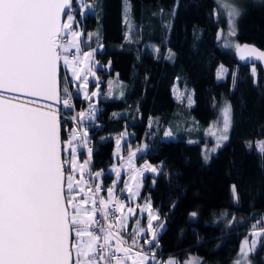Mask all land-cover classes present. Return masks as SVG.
<instances>
[{
  "label": "trees",
  "instance_id": "1",
  "mask_svg": "<svg viewBox=\"0 0 264 264\" xmlns=\"http://www.w3.org/2000/svg\"><path fill=\"white\" fill-rule=\"evenodd\" d=\"M234 1L240 6L234 39L264 50V0ZM97 3V13L80 17L75 11L84 34L96 30L102 44L95 52L102 66L94 68L99 96L94 116L84 120L93 144L91 168L102 172L104 186L111 183L113 135L122 131L130 135L126 144L146 145L138 161L179 153L182 164L194 168L188 178L143 179L141 198L151 200L156 225L162 224L157 257L173 254L183 264L193 254L199 264H231L243 238L264 229V154L256 148L264 137L261 65L241 61L222 46L218 33L226 18L216 0H127V12L126 0ZM221 66L225 74L219 78ZM115 74L124 83L123 94L106 98ZM175 85L190 92L188 103L174 96ZM223 102L231 106L228 139L205 160L203 144L212 142L205 130L219 119ZM74 104L77 112H87L79 92ZM61 128L66 137L72 125ZM249 259L264 264V232Z\"/></svg>",
  "mask_w": 264,
  "mask_h": 264
},
{
  "label": "snow or ice",
  "instance_id": "2",
  "mask_svg": "<svg viewBox=\"0 0 264 264\" xmlns=\"http://www.w3.org/2000/svg\"><path fill=\"white\" fill-rule=\"evenodd\" d=\"M77 7L84 9L80 13L83 16L91 5L84 0L79 4L77 0H0V264H127L129 260L131 264H181L175 258L157 259L153 221L159 216L152 211L150 200L146 198L144 205L137 206L148 211L147 228L137 220L125 238L129 214L134 215L135 209L114 195L115 182L105 198L99 196L101 186H92L83 176L89 161L80 163L77 153L78 146H87L82 122L91 110L69 117L76 125L62 136L56 105L61 101L64 109L73 105L69 88L61 86L58 65L62 61L73 79L80 81L82 69L77 65L91 60L96 51L83 52V58L79 55L81 32L74 29L78 27L74 15ZM228 7L227 35H235V18L240 10ZM235 47L238 53L246 52L249 60L255 57L264 61V51L247 45L243 49ZM73 48L77 55L69 56ZM224 71L221 66L218 76ZM252 72L255 75V68ZM86 88V83L80 84L81 91ZM221 115L223 126L217 129V147L228 139L231 106L225 104ZM258 146L264 154V141ZM134 156L129 151L127 166L135 174L133 180L142 175V170L133 165ZM113 170L119 178V170ZM144 170L161 171L150 164H145ZM77 172L81 173L79 179ZM95 175L99 177L100 173ZM140 187L138 181L134 187L125 183L130 198L140 195ZM232 192L235 198V186ZM145 231L151 234V240L144 241L147 249L137 240ZM255 243L253 240L249 247L247 241L242 242L233 264H249V252L255 250ZM183 264L199 261L188 259Z\"/></svg>",
  "mask_w": 264,
  "mask_h": 264
},
{
  "label": "rangeland",
  "instance_id": "3",
  "mask_svg": "<svg viewBox=\"0 0 264 264\" xmlns=\"http://www.w3.org/2000/svg\"><path fill=\"white\" fill-rule=\"evenodd\" d=\"M79 2H80V0H77L78 4H79ZM84 2L91 5V7L88 10H86V12H88V11L96 12V13L98 12L97 0H84ZM216 2L218 4V9L220 10V12H222L224 14V16L226 18V27L220 33V38L222 41L221 44L224 48L235 51L236 55H238V57H240L242 51L240 53H238L235 45H240L241 49H243L245 44L238 43L234 39V35H227L229 32V23H228L229 7L228 6L231 5V6L237 7V8H239V10H240V6L238 5L237 2L235 3L234 0H216ZM76 10L77 11L79 10V16L82 17L80 15V13H81V11H84V9H82L81 7H77ZM74 15H75V12H74ZM236 18H235V22H236ZM74 29L76 31L81 32L80 40L83 41V43H81V52L79 53L81 58H83V55H82L83 52L92 51V49H95L96 51L102 49V44L99 42V37H98V33L96 30H94L92 32H87L85 35L83 28L79 25V22H78V27L74 26ZM89 34H95V35H92L91 37H89ZM84 45H86L87 47L83 48L82 46H84ZM95 52H94L91 60H87L84 63L79 64L82 67H86L88 69L91 68L93 70V74H94V76H92L91 80H90V84L91 83L93 84V88L88 87V91H89L88 94H87V92H85L87 94V98L89 97L86 101L88 103L87 104L88 105L87 111H89V109H90L92 112L90 114V115H92V116H90L91 118L94 116L93 112L95 109H93V107H94V105L96 106V101H97L98 96H99V90H98V86H97V80L98 79H97L96 72H95L94 68L102 66V64L97 62V60L95 59ZM67 54L69 56L77 55L76 50L74 48L71 49L69 51V53H67ZM106 66H107V69H109L108 63L106 64ZM61 68H62L61 72L63 73V79H64V87H68L70 85L69 89L72 90V88H74L76 91L75 96H77L78 92H79V87H78L79 83L74 82L71 79L69 71L66 68V66L63 64V62H62ZM224 74H225V71L220 76H218V73H217V77L220 78L221 76H224ZM66 82H67L68 86H67ZM123 88H124V83L120 79H118L117 75L116 74L111 75L109 77L108 88H107L105 97L106 98L120 97L123 94ZM81 92L83 93V91H81ZM93 92H95L96 95H92ZM173 93H174V96L176 98L181 97L182 99H185V101L187 103L189 102V97H190L189 91H182V90L178 89V87L175 85L173 88ZM89 104H91V106ZM225 104H227V103L223 102V104L221 106L219 119L215 123H212L211 125H209L205 130L206 135L208 137H210V139L212 141L210 143L204 142V144H203V151H204V154H207V157H208L207 159H209L210 155L213 154L217 150V143H218L217 135L219 134L217 132V129L222 128V126H223L221 113H222V109L225 106ZM66 110L65 111L67 113L72 111L71 114L75 115V116L78 113V112L74 111L73 108L72 109H66ZM86 121L89 122V120H86ZM70 122H71L72 128L75 127L76 121L70 120ZM85 125H86V123H85V121H83L82 122L83 132H85L84 131ZM69 130L70 129L67 130L66 136L68 135ZM214 132H216V134H213ZM165 133H170V132L166 131ZM165 133H164L165 137H172L171 133H170V135H167V136L165 135ZM129 136L130 135L127 131H122L121 133L113 135V142H114V146H113V150H112L113 161H112V164L109 168V172L113 175V178L111 180V183L107 186H104L102 183V178H101L102 172L100 170H92L90 168L91 165H90V160H89V149H91V151H92L93 144L87 138H85L86 139V145H87L86 147L78 146L77 156H78V161L80 163H83L85 160L89 161V163L87 165V169L83 173V176L86 177V174L90 173V172L93 173L95 185L101 186L99 196L107 197V189L109 187L113 186V183L115 182L114 195L118 196L126 205L130 204L135 209V214L134 215L129 214V220L127 221V226H128L127 229L132 231L137 220L140 221V224L142 227H144L145 229L147 228L148 211L147 210L141 211L140 208L137 207L138 205H141V206L144 205L146 202V198H141V190H142V186H143L144 177L147 174H151V175L163 174V176L165 178V182L169 183L176 178H184V179L188 178L190 176V174L194 171V168L192 166L183 165L181 160H180L179 153H171L170 157H167L168 160L166 158L162 157L156 161H150L148 159L138 161L137 160L138 156L140 155V153L145 152L146 145L143 142L138 143L136 145H132L130 143L126 144L127 141L129 140ZM117 141H119V144H117ZM223 141H220L219 145ZM261 141H264V137L256 142V148L258 150H259L258 145ZM79 143H83V142H79ZM212 149H215V150L212 151ZM129 151L135 153V156L133 157L134 167L136 169L142 170V175H136L135 180L132 179L133 175H135V174L127 166ZM204 158H205V155H204ZM145 164H150L153 167H157V168L161 169V171L152 172V171L144 170ZM89 169H90V171H89ZM113 169L119 170V172H120L119 178L117 177L116 171H114ZM97 172L100 173L99 177H97L95 175V173H97ZM80 176H81V173L77 172L76 173V179H79ZM85 179H86V181H88V183H90L89 179H87V178H85ZM137 181L141 184L140 195L138 197H135V198H130L128 191L125 189V183H127L129 187H134V185ZM121 189H125V190L120 191ZM77 191H79V190H77ZM85 191L88 192V195H92V193L90 191H88L87 187H85ZM80 196H83V193H80ZM147 199L150 200L149 198H147ZM150 202H151V200H150ZM151 205H152V203H151ZM89 206H91V205H89ZM125 211H127V208H125ZM152 211L157 213L156 209L153 206H152ZM119 215H120V213L117 212V216H119ZM156 223H157V220L153 221V225L156 227L157 235H158L159 232L162 230V224L156 225ZM255 232H259L260 235L255 236L254 235ZM263 232H264V229H261V228L254 229V230L250 231L249 234L243 238L242 242L247 241L248 246L251 247L253 240H255V242H256L255 248H256L257 243L259 241V238ZM145 233H148V235L150 234L149 232L145 231L143 233H140L139 235H143ZM156 238H157V236H156ZM241 245H242V243H241ZM252 252L253 251L249 252V256ZM169 258H175L177 260V257L173 254L167 255L165 258L157 257L158 260H163V261H166ZM236 258H237V256H236ZM188 259H194V260H198V261L200 260L196 255H193V254H189L187 256V258L185 259V261ZM149 263L154 264V262H152V261H149L148 264ZM127 264H131V261L127 262ZM231 264H233V261L231 262ZM249 264H250V259H249Z\"/></svg>",
  "mask_w": 264,
  "mask_h": 264
},
{
  "label": "built area",
  "instance_id": "4",
  "mask_svg": "<svg viewBox=\"0 0 264 264\" xmlns=\"http://www.w3.org/2000/svg\"><path fill=\"white\" fill-rule=\"evenodd\" d=\"M73 54H74V53H73ZM61 67H62V61H61ZM61 69H62V68H61ZM60 80H61V82H62L61 86L64 87V79H63V73H62V72L60 73ZM66 84H67V82H66ZM67 86H68V84H67ZM68 88H70V85L68 86ZM69 90H70V89H69ZM70 92L72 93V101H71V102H72V105H73V110L77 112V110H76V108H75V104H74V99H75V97H76V96H75V95H76V91H75L74 88H72V90H70ZM59 110H60V111H59V118H60V120H61V126H62V125H65L66 123H70V124H71V122H70L71 119H69V117H72V116H75V115H72V114H71L72 111H70L69 113L66 112L67 110L63 108V103H62V101H61V103H60ZM65 110H66V111H65ZM71 121H73V120H71ZM90 168H91V167H90ZM91 169H92V168H91ZM92 170H93V169H92ZM89 171H90V169H89ZM85 178H87V179L90 180V184H91L92 186H95L94 176H93V173H92V172L87 173ZM117 197H118V196H117ZM105 198H107V197H105ZM115 215L117 216V213H115ZM98 218H99V215H98ZM128 232H131V231H130L129 229H127L126 231L123 232V235L125 236V238H127ZM146 239H147V240H151V235H150V234L148 235V233H145V234H143V235H138V236H137V240H138L139 244L143 245V247H144L145 249H147V248L149 247V245H147V244L144 243V241H145ZM112 243H113V245H115V243H116L115 239L112 241ZM129 243H131V241H129ZM155 244H156L155 251H156L157 255H159L160 247H159V244H158L157 240L155 241ZM117 255H122V254H121V253H117ZM129 261H130V260H129ZM129 261H127V262H129Z\"/></svg>",
  "mask_w": 264,
  "mask_h": 264
},
{
  "label": "crops",
  "instance_id": "5",
  "mask_svg": "<svg viewBox=\"0 0 264 264\" xmlns=\"http://www.w3.org/2000/svg\"><path fill=\"white\" fill-rule=\"evenodd\" d=\"M77 67L78 68H80V69H82V73H81V76H82V79L80 80V81H77V80H75V81H77L78 83H79V85H78V87H79V92L81 93L80 95L84 98V100H87L88 98H87V94H88V84H89V82H90V80H91V77L92 76H94V74H93V70L91 69V72H89L88 71V68H86V67H82V66H80V65H77ZM67 68V67H66ZM68 69V71H69V74H70V77H71V79H73V77H72V75H71V70L69 69V68H67ZM84 76H87V80L85 81V80H83V77ZM89 81V82H88ZM81 83H86L87 84V88H86V90H84L83 91V93L81 92V90H80V84ZM85 92H87V94L85 93ZM88 104V103H87ZM90 106H91V104H89ZM88 106V105H87Z\"/></svg>",
  "mask_w": 264,
  "mask_h": 264
},
{
  "label": "water",
  "instance_id": "6",
  "mask_svg": "<svg viewBox=\"0 0 264 264\" xmlns=\"http://www.w3.org/2000/svg\"><path fill=\"white\" fill-rule=\"evenodd\" d=\"M62 18H64V17H62ZM247 46H252V45H247ZM252 47H255V46H252ZM258 51H264V50H261V49H259V48H257V47H255ZM241 55H243V56H245L246 58L245 59H241L240 57H239V59L241 60V61H244V62H251V63H259L260 65H261V67H262V69H263V72H264V61H260V60H258V59H256L255 57H253V58H251L250 60L247 58L248 57V54L246 53V52H241ZM60 72H61V62L59 63V65H58V75H59V78H60ZM21 100L22 101H25V98L24 97H21ZM26 102V101H25ZM59 106H60V104L59 105H56V107L57 108H59Z\"/></svg>",
  "mask_w": 264,
  "mask_h": 264
},
{
  "label": "bare ground",
  "instance_id": "7",
  "mask_svg": "<svg viewBox=\"0 0 264 264\" xmlns=\"http://www.w3.org/2000/svg\"><path fill=\"white\" fill-rule=\"evenodd\" d=\"M73 81H75L74 79H72Z\"/></svg>",
  "mask_w": 264,
  "mask_h": 264
},
{
  "label": "clouds",
  "instance_id": "8",
  "mask_svg": "<svg viewBox=\"0 0 264 264\" xmlns=\"http://www.w3.org/2000/svg\"><path fill=\"white\" fill-rule=\"evenodd\" d=\"M61 73V72H60ZM62 127V126H61Z\"/></svg>",
  "mask_w": 264,
  "mask_h": 264
}]
</instances>
